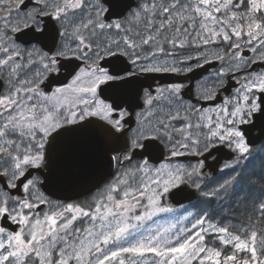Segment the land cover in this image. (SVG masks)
I'll use <instances>...</instances> for the list:
<instances>
[{
    "label": "flooded vegetation",
    "instance_id": "flooded-vegetation-1",
    "mask_svg": "<svg viewBox=\"0 0 264 264\" xmlns=\"http://www.w3.org/2000/svg\"><path fill=\"white\" fill-rule=\"evenodd\" d=\"M138 2L105 22H125ZM71 4L0 0V264H106L111 239L87 248L88 232L138 211L145 176L177 177L161 202L185 183L196 196L167 207L215 219L238 163L264 152V138L250 145L244 131L264 105V4L250 11L246 45L196 43L165 27L142 46L100 51L89 38L102 34L83 15L62 17ZM46 21L51 36L33 38ZM118 53L114 73L104 62ZM110 82L129 86L102 91ZM48 178L60 196L48 193ZM49 212L64 233L47 249ZM71 249L82 256L62 254Z\"/></svg>",
    "mask_w": 264,
    "mask_h": 264
},
{
    "label": "rangeland",
    "instance_id": "rangeland-1",
    "mask_svg": "<svg viewBox=\"0 0 264 264\" xmlns=\"http://www.w3.org/2000/svg\"><path fill=\"white\" fill-rule=\"evenodd\" d=\"M59 1L63 5L72 3L62 17L72 24L77 23L74 13L69 18L63 15L79 9L84 23L94 27L96 34H102L101 41L98 36L89 38L97 51L103 48L102 45L110 49L127 44L142 46L165 27L173 30L176 36L183 35L196 43L241 42L246 45L250 42L253 18L250 11L264 4V0H139L135 13L125 22L109 24L102 18L106 9L102 0ZM176 179L169 176L159 181L145 176L141 185L146 188L148 200L142 202L134 214H127L124 221L115 216L98 231L90 230L91 237L85 246L93 248L100 239L109 237L111 240L104 241V252L101 253L106 264H264V248L249 224L222 223L208 219L199 210L166 207L161 202L163 191L168 190ZM227 184L228 180L223 178L222 195ZM45 218L53 223L51 230L46 231V248L50 249L61 238L59 235L64 233V228L54 227L57 220L53 213H47ZM31 222L33 236L38 223ZM65 233L70 234L71 230ZM62 251L63 255L82 256L73 249Z\"/></svg>",
    "mask_w": 264,
    "mask_h": 264
},
{
    "label": "trees",
    "instance_id": "trees-1",
    "mask_svg": "<svg viewBox=\"0 0 264 264\" xmlns=\"http://www.w3.org/2000/svg\"><path fill=\"white\" fill-rule=\"evenodd\" d=\"M226 201L216 217L249 224L264 248V153L250 154V161L239 162L238 171L230 183Z\"/></svg>",
    "mask_w": 264,
    "mask_h": 264
},
{
    "label": "water",
    "instance_id": "water-1",
    "mask_svg": "<svg viewBox=\"0 0 264 264\" xmlns=\"http://www.w3.org/2000/svg\"><path fill=\"white\" fill-rule=\"evenodd\" d=\"M106 5L107 9L104 13L105 19H111L113 17H119L123 16L135 3L136 0H102ZM44 30L40 33H38L33 38L38 39L42 33H44L47 36H51V23L49 21H46L44 23ZM121 54H114L107 59L106 62H104L105 65H109L111 67V71L114 73H120L123 69H115L116 67H119L122 61ZM49 82V80H47ZM129 85L123 82H110L104 86L101 87V90L103 91L105 89H111V90H121V89H127ZM263 110L261 112L254 114V120L250 123L249 126L244 128L245 133L247 134L248 141L250 144H256L258 143L261 138L264 137V105ZM257 130V132H255ZM57 134H53L51 136V142L55 139ZM69 159V158H68ZM47 181V188L48 193L53 196H60L59 191L52 189V186L55 187V183L52 181L51 178H48ZM65 184L63 185V191L68 189V186L71 181V178H64L63 179ZM66 180H69V183L66 184ZM196 196V193H190L189 188L185 183H181L180 185L172 188L165 194V201L170 206H177L179 204H182L184 202H187L189 200H192ZM6 223L11 226L13 224H10L6 221Z\"/></svg>",
    "mask_w": 264,
    "mask_h": 264
},
{
    "label": "bare ground",
    "instance_id": "bare-ground-1",
    "mask_svg": "<svg viewBox=\"0 0 264 264\" xmlns=\"http://www.w3.org/2000/svg\"><path fill=\"white\" fill-rule=\"evenodd\" d=\"M83 9H84V8H83ZM79 12H80V10H79V9H76V10H75V15H76V16L80 15ZM85 33H86V32H85ZM76 35H77V34H76ZM89 36H90V35H89ZM78 37H79V36H78ZM94 38H95V37H94ZM222 202H223V201H222Z\"/></svg>",
    "mask_w": 264,
    "mask_h": 264
}]
</instances>
